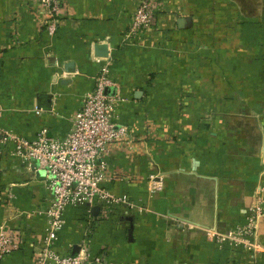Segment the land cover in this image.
I'll return each mask as SVG.
<instances>
[{
	"label": "crops",
	"instance_id": "1",
	"mask_svg": "<svg viewBox=\"0 0 264 264\" xmlns=\"http://www.w3.org/2000/svg\"><path fill=\"white\" fill-rule=\"evenodd\" d=\"M139 2L63 0L49 35L29 0H0L2 128L63 138L104 65L108 91L127 99L117 121L130 145L102 157L103 187L140 210L68 207L55 249L77 254L85 240L100 264H264V0H159L151 27L124 44ZM10 150L0 153V226L23 244L0 264H32L48 191ZM257 199L256 251L206 236L245 222Z\"/></svg>",
	"mask_w": 264,
	"mask_h": 264
},
{
	"label": "built area",
	"instance_id": "2",
	"mask_svg": "<svg viewBox=\"0 0 264 264\" xmlns=\"http://www.w3.org/2000/svg\"><path fill=\"white\" fill-rule=\"evenodd\" d=\"M29 1L36 7L40 24L49 35H53L60 23L63 0ZM158 8L159 0H140L122 43H130L139 31L150 28ZM113 85L109 69L106 65L101 66L93 88L81 98L70 130L61 139L49 135L46 128H41L34 138L28 139L0 126V153L10 145L13 156L21 162L34 164L35 170L43 174L48 191L44 210L46 226L32 264L101 263L99 256H89L85 240L77 254H61L55 249L68 207L98 205L104 217L137 207L125 194H113L103 187L107 172L102 157L115 144L129 146L131 141L128 127L117 121L118 107L127 99L117 92L107 93L106 88ZM154 179L153 175L148 177L149 182L153 183ZM259 214L261 205L257 199L245 222L223 231L207 228L205 234L218 246L256 251L260 246L256 230ZM22 244L23 237L18 231L0 226V263L4 256L18 250Z\"/></svg>",
	"mask_w": 264,
	"mask_h": 264
},
{
	"label": "water",
	"instance_id": "3",
	"mask_svg": "<svg viewBox=\"0 0 264 264\" xmlns=\"http://www.w3.org/2000/svg\"><path fill=\"white\" fill-rule=\"evenodd\" d=\"M97 49H99L98 54H99L100 56H105V55H106V46H104V45H99ZM106 92H107V93H111V92L108 91V88H106ZM91 209H92V213H93V214H96V212H97V210H98V206L95 205V206H93ZM127 219L130 221V220H131V217L128 216ZM92 264H100V263H95V262H93Z\"/></svg>",
	"mask_w": 264,
	"mask_h": 264
}]
</instances>
